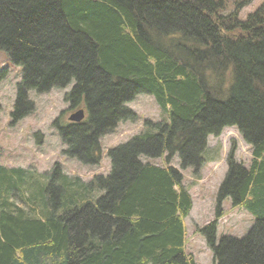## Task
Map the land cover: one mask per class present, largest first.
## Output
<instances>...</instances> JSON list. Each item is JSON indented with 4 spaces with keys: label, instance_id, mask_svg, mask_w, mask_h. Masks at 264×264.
Returning a JSON list of instances; mask_svg holds the SVG:
<instances>
[{
    "label": "trees",
    "instance_id": "16d2710c",
    "mask_svg": "<svg viewBox=\"0 0 264 264\" xmlns=\"http://www.w3.org/2000/svg\"><path fill=\"white\" fill-rule=\"evenodd\" d=\"M225 10L224 0H0V51L23 69L14 122L34 109L28 92L75 82L65 100L87 118L53 125L69 158L98 166L102 138L138 118L127 106L138 95L168 115L111 148V173L88 184L59 163L49 184L0 167V264H196L185 227L194 203L170 163L200 171L208 138L227 128L252 161L230 152L215 219L198 232L214 264H264V3L246 21L240 4ZM226 200L254 218L242 239L217 237Z\"/></svg>",
    "mask_w": 264,
    "mask_h": 264
},
{
    "label": "rangeland",
    "instance_id": "374dc122",
    "mask_svg": "<svg viewBox=\"0 0 264 264\" xmlns=\"http://www.w3.org/2000/svg\"><path fill=\"white\" fill-rule=\"evenodd\" d=\"M246 0H224L226 10L224 15L232 14L241 6L240 19L246 21L250 13L255 12L264 0H253L249 4ZM245 3V6H244ZM23 69L13 65L5 51H0V167L6 169H23L32 180L39 179L49 184L47 175L59 163L63 173L72 179H80L89 183L97 176L111 173V148L129 142L136 135L146 130L145 121L157 123L168 116L161 111L153 96L146 93L138 95L127 106L137 113L138 118L133 122H122L116 131L105 135L101 140L103 149L102 161L98 166H86L79 160L69 158L64 152L66 146L60 138L53 123L60 118L61 123H69L71 103L65 100L74 83L66 88L52 89L46 94L30 91L29 100L34 109L27 117L14 122L11 117L17 98L18 84L21 82ZM84 109V107L82 108ZM85 110V109H84ZM64 112V116L61 117ZM39 135V138L36 137ZM208 149L205 152L206 162L202 169H181L180 158L176 155L171 166L178 169L184 176V184L194 203L190 216L185 219L186 250L193 257L196 264H214L211 249H208L205 238L198 232L208 222L215 219L216 196L218 189L228 173V157L234 149V159L238 164L250 167L252 154L250 146L244 142L236 128H227L220 136L209 137ZM143 162L167 166L166 159L158 160L141 158ZM30 173V174H28ZM31 180V181H32ZM19 206H24L19 194L14 197ZM225 215L219 219V240L223 236L242 239L255 225L253 216L243 207H233L232 201H224Z\"/></svg>",
    "mask_w": 264,
    "mask_h": 264
},
{
    "label": "water",
    "instance_id": "95a60500",
    "mask_svg": "<svg viewBox=\"0 0 264 264\" xmlns=\"http://www.w3.org/2000/svg\"><path fill=\"white\" fill-rule=\"evenodd\" d=\"M86 117V114L84 113V110H78L77 112H75V114H73L70 118L69 121L73 124L75 123H81L84 121Z\"/></svg>",
    "mask_w": 264,
    "mask_h": 264
},
{
    "label": "flooded vegetation",
    "instance_id": "af4514ba",
    "mask_svg": "<svg viewBox=\"0 0 264 264\" xmlns=\"http://www.w3.org/2000/svg\"><path fill=\"white\" fill-rule=\"evenodd\" d=\"M70 109H71V108H70ZM69 111H70V112H75L76 110H75V111H71V110H69Z\"/></svg>",
    "mask_w": 264,
    "mask_h": 264
},
{
    "label": "bare ground",
    "instance_id": "6f19581e",
    "mask_svg": "<svg viewBox=\"0 0 264 264\" xmlns=\"http://www.w3.org/2000/svg\"><path fill=\"white\" fill-rule=\"evenodd\" d=\"M203 157V156H202Z\"/></svg>",
    "mask_w": 264,
    "mask_h": 264
}]
</instances>
